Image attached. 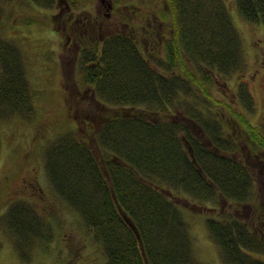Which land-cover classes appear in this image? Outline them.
I'll use <instances>...</instances> for the list:
<instances>
[{"label":"trees","instance_id":"obj_1","mask_svg":"<svg viewBox=\"0 0 264 264\" xmlns=\"http://www.w3.org/2000/svg\"><path fill=\"white\" fill-rule=\"evenodd\" d=\"M56 1L27 3L53 6ZM111 1L116 7L124 3L133 9L131 13L142 9L135 0ZM233 1L239 17L264 27V0ZM164 2L160 15L153 12L154 20L145 18L147 24L121 16L129 28L111 24L103 33L99 25L95 28L101 35L108 33L101 39L100 52L99 45L92 50L84 77L94 84L100 106L119 108L95 113L100 124L96 140L104 153L109 151L110 160L103 163L84 139L69 134L46 153L52 186L91 229L106 264H204L191 253V237L173 189L196 203L218 197L246 205L254 197L253 162L261 156L256 147L264 148L263 131L242 112L245 128L231 120L233 116L220 106L233 109V96L220 101L211 92L217 80L227 81L245 64L231 9L226 0ZM163 16L171 22L170 37L164 39V62L156 60L155 47L144 44L151 33L149 25ZM0 68L2 120L31 105V92L18 48L1 36ZM236 88L235 100L243 112H253L256 104L248 82L238 76ZM129 108H140V113ZM143 112L161 116L151 119ZM118 207L136 226L146 260ZM12 218L17 225L14 235L23 243L41 238L43 224L30 209L15 210ZM206 225L226 261L264 264L246 250L264 251V241L245 220L210 217Z\"/></svg>","mask_w":264,"mask_h":264},{"label":"rangeland","instance_id":"obj_2","mask_svg":"<svg viewBox=\"0 0 264 264\" xmlns=\"http://www.w3.org/2000/svg\"><path fill=\"white\" fill-rule=\"evenodd\" d=\"M164 1L135 0L142 5L135 14L124 3L116 7L111 0H58L53 6H33L27 0H0V36L18 48L31 92V105L0 120V264H106L102 246L91 229L52 186L46 153L52 144L69 134L84 139L103 163L110 160L109 151L104 153L96 140L100 125L96 114L100 109L119 108L110 104L100 106L94 84L84 77L92 50L99 45L100 52L101 39L108 33L101 35L95 28L99 25L103 33L112 24L124 30L129 28V18L134 23L147 24L145 18L154 20L153 12L160 15L166 7ZM226 2L242 38L245 64L227 81L217 80L211 92L220 101L233 96L234 108L221 105L220 109L245 128L246 123L240 118L242 112L251 124L262 129L264 138V27L261 22L259 25L239 17L233 0ZM121 16L127 20L120 21ZM166 17L149 25L151 33L144 41L147 48L155 47L156 60L162 62L166 60L164 39L170 37L171 22ZM160 35L163 40L158 42ZM238 76L251 89L256 104L253 112L244 113L245 108L235 100ZM133 110L140 113V108ZM157 115L142 113L151 119ZM256 148L261 153L253 162L256 187L252 201L246 205L218 197L196 203L173 189L172 196L191 237V253L204 264H233L223 258L219 245L210 236L207 218L245 220L264 241V148ZM27 209L43 224L41 238L32 243H23L22 237L14 235L17 225L12 221V212ZM246 250L253 259L264 262L263 250Z\"/></svg>","mask_w":264,"mask_h":264},{"label":"water","instance_id":"obj_3","mask_svg":"<svg viewBox=\"0 0 264 264\" xmlns=\"http://www.w3.org/2000/svg\"><path fill=\"white\" fill-rule=\"evenodd\" d=\"M189 149H190V148H189ZM190 151H191V150H190ZM118 208L120 209V207H118ZM120 212H121L122 216L124 217V219L126 220V222L129 224V226H130V227L133 229V231L135 232L136 237H137V240H138V242H139V246H140V248H141L142 256H143V258L146 260L145 252H144V250H143V244H142V242H141V238H140V235H139V232H138L136 226L133 224V222L131 221V219L125 214V212L121 211V209H120ZM146 264H148V263H146Z\"/></svg>","mask_w":264,"mask_h":264}]
</instances>
